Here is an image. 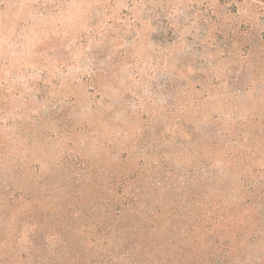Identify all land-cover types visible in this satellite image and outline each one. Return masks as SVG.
<instances>
[{
  "label": "rangeland",
  "instance_id": "rangeland-1",
  "mask_svg": "<svg viewBox=\"0 0 264 264\" xmlns=\"http://www.w3.org/2000/svg\"><path fill=\"white\" fill-rule=\"evenodd\" d=\"M0 264H264V0H0Z\"/></svg>",
  "mask_w": 264,
  "mask_h": 264
}]
</instances>
